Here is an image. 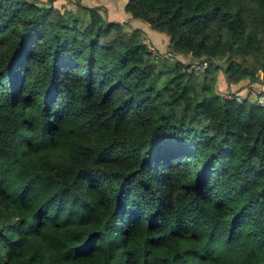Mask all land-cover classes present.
Masks as SVG:
<instances>
[{"label": "trees", "instance_id": "obj_1", "mask_svg": "<svg viewBox=\"0 0 264 264\" xmlns=\"http://www.w3.org/2000/svg\"><path fill=\"white\" fill-rule=\"evenodd\" d=\"M78 2L0 0V264H264V107L186 73L264 77V0Z\"/></svg>", "mask_w": 264, "mask_h": 264}, {"label": "built area", "instance_id": "obj_2", "mask_svg": "<svg viewBox=\"0 0 264 264\" xmlns=\"http://www.w3.org/2000/svg\"><path fill=\"white\" fill-rule=\"evenodd\" d=\"M146 44L151 53L152 59H164L167 60L169 64H176L177 59L175 56L171 55L166 51H159L151 42L146 40ZM210 62L207 60L192 62L186 69V73L192 77H203L208 68ZM240 89L236 91L225 90L220 92V96L227 100H236L242 103L243 100L247 99L253 103H256L264 107V77L260 78L253 84L247 83L246 85H240Z\"/></svg>", "mask_w": 264, "mask_h": 264}, {"label": "rangeland", "instance_id": "obj_3", "mask_svg": "<svg viewBox=\"0 0 264 264\" xmlns=\"http://www.w3.org/2000/svg\"><path fill=\"white\" fill-rule=\"evenodd\" d=\"M34 1H36L39 5L48 4V3L52 2L54 7L58 11L64 13L65 15H67L69 17L73 16V15H78L76 4L79 3L78 1H81V3L83 5H87V6H103L106 9L107 16L109 18H112L114 20L116 19L119 21H123L124 17L121 14L123 11V8L125 6V4L123 2L127 3L128 0H34ZM81 18L85 22L88 18L87 13H82ZM120 23H122V22H120ZM153 62L159 67V65H161V64L163 65L164 63H167L168 61L164 60V59H157L156 61L153 60ZM221 64H222V62H221ZM208 73L209 74L211 73L210 74V75H212L211 78L213 79V77H214L216 79V81L218 80V77L220 75H222L221 71L212 69V70H208L205 74H203L204 75L203 77H194V78H198L197 81H199L200 79L203 80L204 78L208 77ZM216 81H212L210 84L208 83L211 87L210 93L216 91V89H217ZM164 84H165L164 78L162 77L160 79V87H163ZM0 252H3L1 250V248H0Z\"/></svg>", "mask_w": 264, "mask_h": 264}, {"label": "crops", "instance_id": "obj_4", "mask_svg": "<svg viewBox=\"0 0 264 264\" xmlns=\"http://www.w3.org/2000/svg\"><path fill=\"white\" fill-rule=\"evenodd\" d=\"M124 4H126V2H123ZM124 6V5H123ZM124 9V8H123ZM122 14V13H121ZM123 20V19H122ZM118 22H123V21H119V20H117ZM145 29H146V27H144ZM146 31L150 34V36H151V34L153 35V33L150 31V30H148V29H146ZM147 41H149L150 42V40H155V42H156V39H146ZM216 83H217V91H219V92H222V91H225V90H237L239 87H240V85H246L248 82H246V81H243V82H241V83H239V84H237V85H231L230 87L229 86H227V84L225 83V81H224V78H223V76L222 75H220L219 77H218V80L216 81Z\"/></svg>", "mask_w": 264, "mask_h": 264}]
</instances>
